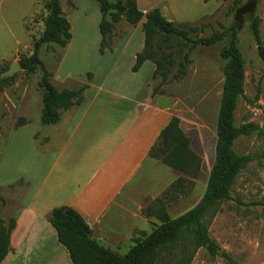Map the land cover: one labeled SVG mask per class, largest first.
<instances>
[{
  "label": "rangeland",
  "instance_id": "rangeland-1",
  "mask_svg": "<svg viewBox=\"0 0 264 264\" xmlns=\"http://www.w3.org/2000/svg\"><path fill=\"white\" fill-rule=\"evenodd\" d=\"M234 1H239L235 8ZM47 2L0 0V80H3L0 89V218L16 210L26 189L21 180L12 181L19 176L20 161L29 139L32 138L40 146L51 142V137L56 141L63 139L66 122L72 110L84 100L85 91L94 81L95 75L109 72L110 54L131 29L140 26V23L129 25L124 19L114 24L112 37L100 51L98 26L101 14L97 3L94 0H60L63 16L71 26V39L64 48L54 44L42 45L37 56L42 67L51 74L50 82L58 91H77L82 86L87 88L81 94L80 104L62 111L57 123L42 126L40 115L43 103L39 87L41 67L27 71L20 62L33 54L34 44L44 31L48 16ZM249 9L245 0H225L202 20L186 22L191 28H198L196 32H189L193 38L210 37L229 29L234 22L238 23V48L244 62L245 80L244 93L237 100L234 124L238 128L253 124L262 130L261 133L255 131L241 135L234 142L233 151L240 156H258L264 150V62L258 56L251 31L253 18L258 17L260 36L264 41V0H258L251 12ZM194 14L191 12L187 17L193 19ZM225 44L226 40L211 47L199 46L194 49L190 54V64L180 81L162 82L157 77L151 84L155 90V103L170 106L172 114L179 118L181 128L191 139L193 151L202 159L201 172L194 181L191 194L179 197L170 207L168 211L171 218L197 205L205 192L214 161L216 124L224 81L225 63L219 52ZM17 63L20 68L7 75L10 67ZM174 72L175 68H172L168 78ZM143 75L141 82L147 78L148 72L145 70ZM18 121H23L24 125L19 126ZM158 171L156 169L155 172ZM163 175L168 179L159 187H156V179L151 175L145 179L139 176L134 181L141 199L147 200L146 204L174 179L167 173ZM144 184L153 188L149 190L152 197L144 198ZM231 196V200L218 207L209 225V235L236 264H259L261 260L264 264V206L258 205L264 201L263 159L255 157L239 174ZM4 206L7 208L3 209ZM191 264L225 262L219 257L211 258L204 249H199Z\"/></svg>",
  "mask_w": 264,
  "mask_h": 264
},
{
  "label": "crops",
  "instance_id": "crops-1",
  "mask_svg": "<svg viewBox=\"0 0 264 264\" xmlns=\"http://www.w3.org/2000/svg\"><path fill=\"white\" fill-rule=\"evenodd\" d=\"M223 1L135 0L143 13L158 9L174 23L202 20ZM191 12L195 13L193 19L187 17ZM143 22L110 54L109 72L95 75L84 100L72 110L63 139L51 137L44 146L29 139L19 176L12 181L21 180L26 189L16 210L1 218L5 225L11 219L15 223L10 250L1 264H72L47 220L61 206L74 209L97 243L121 255L129 251L133 238L152 231L156 220L145 217L142 210L178 174L148 156L174 115L168 104L155 103L151 86L155 65L145 61L137 72L132 71L136 54L144 47ZM145 70L148 75L141 82ZM164 173L174 179L157 197L149 191L153 188L143 185L144 198L152 197L146 204L134 181L151 175L159 187L168 179Z\"/></svg>",
  "mask_w": 264,
  "mask_h": 264
},
{
  "label": "trees",
  "instance_id": "trees-1",
  "mask_svg": "<svg viewBox=\"0 0 264 264\" xmlns=\"http://www.w3.org/2000/svg\"><path fill=\"white\" fill-rule=\"evenodd\" d=\"M94 1L101 14L98 26L101 36L100 51L112 37L114 24L124 19L129 25L136 26L144 20V47L136 54L132 71L137 72L145 61H151L155 65L153 79L159 77L162 82L180 81L190 64V54L197 47H211L226 40L219 52L225 64L216 124L214 161L199 203L172 219L168 208L179 197L191 194L194 181L199 177L202 168V159L193 151L191 139L181 128L179 118L173 116L148 153L150 158L178 174L170 186L142 210L145 217L156 220L152 231L133 238L129 251L121 255L97 243L92 238V230L88 224L74 209L61 206L53 209L47 218L56 232L58 242L67 250L72 264H191L201 248L211 258L219 257L225 264H236L210 237L208 229L220 204L232 199L231 190L239 174L255 157L264 160V150L258 156H240L233 151V144L241 135L262 132L259 126L253 124H245L239 128L234 124L236 104L244 93L245 80L244 62L238 48V23L234 22L229 29L210 37L193 38L189 32H196L198 28H191L187 23L167 21L158 9L143 13L138 9L135 0ZM245 1L251 12L255 3L251 0ZM238 5L239 1H234L233 8ZM46 8L48 16L44 31L34 44L33 54L20 62L21 67L27 71L41 67L39 87L42 90V126L57 123L62 111L80 104L81 94L87 88L82 86L77 91H58L50 82L51 74L42 67L37 56L42 45L54 44L64 48L71 39V26L63 16L60 0H48ZM259 23L260 19L254 17L251 31L258 56L264 62V41L260 36ZM172 68H175V72L168 78ZM2 81L0 80V89ZM18 125L22 126L24 122L18 121ZM258 205L264 206V201ZM14 224L11 219L5 225L0 218V264L10 250V234Z\"/></svg>",
  "mask_w": 264,
  "mask_h": 264
},
{
  "label": "water",
  "instance_id": "water-1",
  "mask_svg": "<svg viewBox=\"0 0 264 264\" xmlns=\"http://www.w3.org/2000/svg\"><path fill=\"white\" fill-rule=\"evenodd\" d=\"M251 1L254 2V3L258 2V0H251ZM16 68H20V65H19L18 63H17V64H13V65L10 67V69H9V71H8V73H7V75H11L13 72H15Z\"/></svg>",
  "mask_w": 264,
  "mask_h": 264
},
{
  "label": "bare ground",
  "instance_id": "bare-ground-1",
  "mask_svg": "<svg viewBox=\"0 0 264 264\" xmlns=\"http://www.w3.org/2000/svg\"><path fill=\"white\" fill-rule=\"evenodd\" d=\"M88 23V22H87Z\"/></svg>",
  "mask_w": 264,
  "mask_h": 264
}]
</instances>
